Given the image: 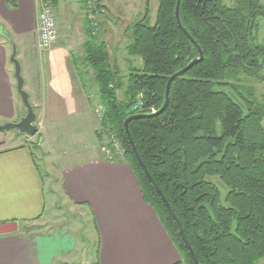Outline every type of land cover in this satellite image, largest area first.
<instances>
[{
  "label": "trees",
  "instance_id": "1",
  "mask_svg": "<svg viewBox=\"0 0 264 264\" xmlns=\"http://www.w3.org/2000/svg\"><path fill=\"white\" fill-rule=\"evenodd\" d=\"M157 1L153 23L147 21L145 1V12L130 25L126 52L139 57L141 66L127 60V74L121 76L107 45L90 33L83 61L91 68L104 109L103 129L116 132L144 201L184 263L194 264L123 127L133 114L160 109L169 76L198 57L177 25L176 0ZM179 17L203 60L172 81L163 112L129 122L131 138L199 264H257L264 258V93L256 97L246 81L260 76L264 67V45L257 42L264 0L231 5L180 0ZM123 85V99H118Z\"/></svg>",
  "mask_w": 264,
  "mask_h": 264
},
{
  "label": "crops",
  "instance_id": "2",
  "mask_svg": "<svg viewBox=\"0 0 264 264\" xmlns=\"http://www.w3.org/2000/svg\"><path fill=\"white\" fill-rule=\"evenodd\" d=\"M39 4L0 0V123L16 121L24 108L9 60L14 44L20 48L16 57L36 121L70 124V133L84 142L79 150H68L63 146L68 140L60 134V154H44L43 138L32 144V136L0 130V224H17L16 232L0 235V264L67 261L78 247V237L69 226L47 227L46 215L57 200L88 215L96 235L95 264H185L144 201L132 167L123 158L108 160L100 151L99 128L106 125L94 113L102 104L92 74H82L78 67L80 53L71 49L70 32L49 49L35 45ZM86 24V38L76 43L84 52L89 33L93 36L88 20Z\"/></svg>",
  "mask_w": 264,
  "mask_h": 264
},
{
  "label": "rangeland",
  "instance_id": "3",
  "mask_svg": "<svg viewBox=\"0 0 264 264\" xmlns=\"http://www.w3.org/2000/svg\"><path fill=\"white\" fill-rule=\"evenodd\" d=\"M145 1H147L148 5L146 10L148 13L147 21L149 23H153L158 6L157 0H60L59 2H56L55 5L52 3V7L55 8L54 14L59 34L58 39L54 42V44L62 39L61 37H72L71 49L80 53V57L77 59L78 67L81 68L80 71H82V74L89 73L90 76V74H92L91 68L86 65L82 59L84 50L78 46L79 44H76L85 37L83 36V27L87 25L86 20H88L93 30V36H95L97 41L104 42V44L107 45L106 48L110 52L111 58L114 60L115 66L119 70V74L121 76H125L127 74L126 66L128 61H131L130 64L135 67L142 65L139 57L132 58L127 55L126 46L131 39L130 25L140 19L141 15L145 12ZM234 1L235 0H225V2L229 5L233 4ZM68 32H70L69 36L67 35ZM257 42L264 45V19L262 18L258 19ZM15 46L16 56L18 57L20 48L17 47V45ZM82 69H85L87 72ZM246 84L254 91L256 97L263 94L264 67L260 72V76L248 79ZM124 87L125 86L123 85L122 89L117 92L118 99H123ZM95 88H97L96 85ZM24 90H26L25 87ZM17 96L19 99V95ZM21 110L22 112L20 116H23L26 113V109L25 107H22ZM103 113L104 109L102 105L99 104L94 113L95 119L100 121ZM18 118L16 120H18ZM262 124L264 125V121ZM36 125L37 131L32 135L34 139H32L31 143L33 144L34 142V144H38L40 143V139L43 138L45 140L42 147L44 154H48L49 152H51L50 154H60L62 149L61 146H58L56 141L59 139L57 136L60 134L63 135V137H60L62 140H68L63 142V146L68 148V150H79L81 144L84 142L79 136L75 137V134L70 133L68 129L70 124H39V122L36 121ZM61 127L63 128L62 130H60ZM56 128L58 129L56 130ZM99 130L103 133L100 140L101 144H99L100 149L102 146H106L111 149L110 144H113L112 137L116 140V142H120L115 131H111V129L109 131H107V129L104 131L101 127ZM121 147V154L123 155L120 157L113 155L112 160L124 159L125 149L122 144ZM53 160L54 159L51 158V161ZM45 191L46 197H49V190L46 188ZM47 200H49V198H47ZM47 203L49 204V201ZM46 217L48 220L47 227L61 228L69 226L76 232L78 237V247L74 253L67 258V261H59V264L96 263V235L86 213L76 207H73L71 204L63 203L60 200H57L55 207L48 211ZM257 264H264V258L260 259Z\"/></svg>",
  "mask_w": 264,
  "mask_h": 264
},
{
  "label": "water",
  "instance_id": "4",
  "mask_svg": "<svg viewBox=\"0 0 264 264\" xmlns=\"http://www.w3.org/2000/svg\"><path fill=\"white\" fill-rule=\"evenodd\" d=\"M179 5H180V0H176L174 14H175V19H176L177 25L183 31V33L187 36V38L196 47V49L198 51V57L192 59L186 66H184L183 68H181L180 70L176 71L175 73H173L172 75L169 76V78L166 82V86H165L164 102H163L160 109H158L157 111H155L153 113L133 114L124 120L123 127H124V131H125L127 140H128L129 145L131 147V150L133 151L135 158L137 159L141 169L143 170L147 179L153 184L156 192L159 194V196L163 200V202H164L169 214L171 215V217L175 223V226H176V228H177V230H178V232H179V234H180V236H181V238H182V240H183V242H184V244H185L192 260H193V262H194V264H199L198 259L195 255L190 243L188 242L184 232H183V229L180 225V222L178 221V219H177L176 215L174 214V212H173L171 206L169 205L168 201L163 196L160 189L158 188V186L156 185V183L153 181L152 177L148 173L144 163L140 159V157L136 151V147L134 145V142L131 138L129 128H128V124L131 120L144 118V117H150V116L157 115V114L163 112L164 109L166 108L167 104H168V101H169V90H170V85H171L172 81L175 78L183 75L191 67H193L195 64H197L203 60L202 50L200 49L198 44L194 41V39L190 36V34L186 31V29L182 26V24L180 22ZM9 60L13 64V69H14L13 76H14L15 81H16V92L19 95L23 106L26 109V113L23 116H20L18 118V120H16V121H8V122L0 123V130H4V131L16 130L20 134L32 136L37 131V125H36V118L37 117H36V114L34 112L33 106L30 103L29 94L26 92V90H24V79H23L22 74H21V65H20L19 60L16 57V46L14 44H12V49H11V54H10ZM228 93L236 102L238 101L236 96L232 92L229 91ZM16 231H17L16 222H6V223L0 224V235L1 234H8V233L16 232Z\"/></svg>",
  "mask_w": 264,
  "mask_h": 264
},
{
  "label": "built area",
  "instance_id": "5",
  "mask_svg": "<svg viewBox=\"0 0 264 264\" xmlns=\"http://www.w3.org/2000/svg\"><path fill=\"white\" fill-rule=\"evenodd\" d=\"M54 13L55 11L52 7V0H40V4L36 11L35 45L41 50L48 49L58 39L59 34ZM150 112H155V109L152 108ZM112 140L113 144H110L111 149L106 146H102L100 149L108 160H112L113 155L119 157L123 155L121 154L122 147L120 142H116L113 137Z\"/></svg>",
  "mask_w": 264,
  "mask_h": 264
}]
</instances>
